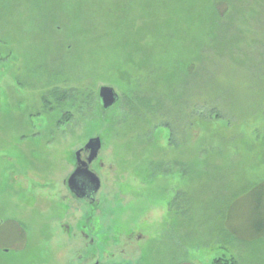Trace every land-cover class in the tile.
<instances>
[{"label": "rangeland", "instance_id": "obj_1", "mask_svg": "<svg viewBox=\"0 0 264 264\" xmlns=\"http://www.w3.org/2000/svg\"><path fill=\"white\" fill-rule=\"evenodd\" d=\"M261 184L264 0H0V264H264Z\"/></svg>", "mask_w": 264, "mask_h": 264}, {"label": "flooded vegetation", "instance_id": "obj_2", "mask_svg": "<svg viewBox=\"0 0 264 264\" xmlns=\"http://www.w3.org/2000/svg\"><path fill=\"white\" fill-rule=\"evenodd\" d=\"M85 147L78 151V153L80 155H78V153H77V164L75 166L73 174L77 171V169L83 167L82 163H88L89 170L91 172L95 173L98 176V174L92 169V165L98 160V158L90 163L89 162L90 152L85 150ZM84 153H85V155H84ZM71 176H70V178H71ZM84 179L85 178H80L78 180V184L76 186H71V184L69 183V181H70V179H69V181L67 183L68 188H69L70 192L76 197V199L78 201H85V202H89V203H95L96 198H97V194L100 192L101 188L96 192V188H97L96 185L93 184L92 182H89L88 179L87 180H84ZM99 179H100V177H99ZM81 183L82 184L84 183V184L80 186ZM101 187H102V185H101ZM65 232L76 243V245H74V244L72 245V246H75L74 248H80L79 250H81L82 248H86V249L94 248V246H95L94 239H92L90 234L86 233L84 231V229L73 230V229H71L68 226L65 229ZM132 232L133 233L130 235V240H132L133 238L134 239L136 238L137 240H142L143 239L142 236L136 234L137 232H135V231H132ZM84 239L87 241L86 243H84ZM77 260L78 261H76V264H77V262L79 264H84V263L85 264H89V262H85L83 260V255L78 254ZM90 264H118V263H115V262L114 263H112V262L102 263V262L96 261V262H93V263H90Z\"/></svg>", "mask_w": 264, "mask_h": 264}, {"label": "water", "instance_id": "obj_3", "mask_svg": "<svg viewBox=\"0 0 264 264\" xmlns=\"http://www.w3.org/2000/svg\"><path fill=\"white\" fill-rule=\"evenodd\" d=\"M100 99L104 109H110L117 104L119 101V94L113 87L103 86L100 89ZM85 150L90 152V159L89 162L96 160L99 156L101 150V139L100 138H93L91 139L85 147ZM78 155H80L78 153ZM81 168L77 169V171L71 176L69 183L71 186H76L78 184V180L80 178H85L89 182H92L96 185V192L101 188V179L91 172L88 168V163H82ZM84 184V183H83ZM82 183L80 184L83 185ZM79 186V187H80ZM82 188V187H81Z\"/></svg>", "mask_w": 264, "mask_h": 264}, {"label": "trees", "instance_id": "obj_4", "mask_svg": "<svg viewBox=\"0 0 264 264\" xmlns=\"http://www.w3.org/2000/svg\"><path fill=\"white\" fill-rule=\"evenodd\" d=\"M252 194L254 195L253 196L254 198H258L259 200H262L264 198V184H261V185L257 186L256 188H254L250 195H252ZM262 221H261V225H259V226L264 225V218L262 219ZM258 231L259 232H256L258 236H260V235L263 236L264 235V227L261 230H258ZM219 262H220V260L218 261V263Z\"/></svg>", "mask_w": 264, "mask_h": 264}]
</instances>
